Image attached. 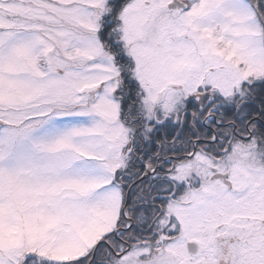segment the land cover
I'll return each instance as SVG.
<instances>
[{
    "label": "snow or ice",
    "instance_id": "6c2138e0",
    "mask_svg": "<svg viewBox=\"0 0 264 264\" xmlns=\"http://www.w3.org/2000/svg\"><path fill=\"white\" fill-rule=\"evenodd\" d=\"M0 264H264V0H0Z\"/></svg>",
    "mask_w": 264,
    "mask_h": 264
}]
</instances>
